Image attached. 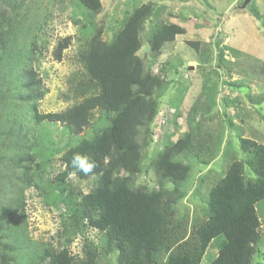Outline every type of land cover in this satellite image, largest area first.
<instances>
[{
  "label": "trees",
  "instance_id": "1",
  "mask_svg": "<svg viewBox=\"0 0 264 264\" xmlns=\"http://www.w3.org/2000/svg\"><path fill=\"white\" fill-rule=\"evenodd\" d=\"M76 1L91 14L102 5L101 0ZM24 2L0 0V263L100 264L104 258L103 264H200L211 240L223 234L225 243L211 264H255L261 241L256 204L264 200V138L238 136L244 155L231 156L202 196L201 219L192 216L185 202L189 191L191 198L201 192L207 174L193 185L196 165L202 172L231 149L222 151L221 135L204 128L215 91L204 89L206 98H196L186 112V129L174 139L171 131H164L162 145L143 165L145 148L154 141L152 122L170 81L165 63L154 72L138 54L142 34L147 30L151 61L185 28L159 17L160 0L135 5L109 40L99 28L84 41L78 54L83 70L69 78L67 98L72 104L42 112L39 101L47 90L34 66L40 54L35 39L26 42L31 34L20 17ZM250 9L258 14L255 6ZM71 39L67 35L58 40L56 59ZM187 43L197 49L198 42ZM219 54L221 59L223 52ZM260 71L264 73V63ZM222 100L226 105V98ZM168 103L174 106L176 123L182 102ZM28 122L33 125L26 126ZM56 123L68 140L62 147L44 148V125ZM86 128L91 131L82 133ZM55 153L62 167L49 178L46 168ZM74 153L88 155L98 165L93 174L76 175L94 178L88 191L77 189L68 178ZM148 170L155 176L154 185H137V175ZM30 188L39 190L47 205L60 208L57 245L29 236L24 207ZM88 228L100 233V243L85 234ZM78 235L83 238L75 254L70 245Z\"/></svg>",
  "mask_w": 264,
  "mask_h": 264
},
{
  "label": "rangeland",
  "instance_id": "2",
  "mask_svg": "<svg viewBox=\"0 0 264 264\" xmlns=\"http://www.w3.org/2000/svg\"><path fill=\"white\" fill-rule=\"evenodd\" d=\"M156 0H101V9L95 14L88 13L76 0H26L21 8L20 17L24 27L31 36H26L27 44L35 39L38 60L34 62L37 73L46 88V93L39 101V109L43 111H60L72 104L67 98L70 93L69 78L77 76L83 69L78 60L81 46L89 35L101 29L102 38L109 40L120 27L122 19L135 5ZM161 14L164 21H173L185 28V33L177 34L171 42L165 43L160 54L150 61V52L143 32V45L138 54L150 64L154 72L162 63L167 66L166 76L169 87L160 99L159 110L165 119L161 122L162 133L157 141L145 148L144 164L148 157L160 148L165 132H172V139L178 137L187 127L186 112L196 98L205 99L202 92L215 91L214 102L210 111V120L204 128L214 136L221 135L220 147L230 146L225 157H216L202 172H197L191 179L193 185L203 172H206L200 193L191 198L189 191L185 202L192 216L202 218V196L215 183L224 170V165L231 156L238 158L244 154L239 149L238 136L248 137L256 141L264 138V73L260 66L264 63V0H160ZM255 6L258 14L251 12ZM24 27L22 29H24ZM148 29V26L147 28ZM71 35L68 47L62 50V56L55 58V45L59 39ZM188 40L198 42L197 49L187 43ZM223 52L222 58L219 52ZM150 62V63H149ZM168 64V65H167ZM226 98V105L223 103ZM181 100L180 116L176 123L172 121L174 106ZM225 107V108H224ZM20 110L18 109V112ZM226 112V116L223 115ZM22 117V116H21ZM25 117L27 118L26 114ZM198 118V117H197ZM231 120L226 126L225 120ZM26 124V123H25ZM33 125L27 123L26 126ZM2 128L3 125L0 124ZM46 129L43 142L62 147L68 140L59 123L44 125ZM90 128L84 130L89 133ZM51 142V144H50ZM43 145V144H42ZM59 154L50 156L47 176H54L62 167ZM144 167V166H143ZM199 167V166H198ZM45 177V176H44ZM155 176L148 170L137 175L136 184L154 185ZM70 182L82 191H88L94 184V178L70 179ZM201 197H198V196ZM190 197V202L187 198ZM25 212L29 236L34 242H51L58 244L57 232L60 228V208L47 205L39 190L27 189L25 192ZM261 219V241L254 255L255 264H264V200L256 204ZM95 242H101L100 233L88 228L85 233ZM83 235H78L71 242L72 253L79 254ZM225 236L219 234L209 243L200 264H211L218 250L225 243ZM101 258L100 264H103ZM0 264H15L14 260H5Z\"/></svg>",
  "mask_w": 264,
  "mask_h": 264
},
{
  "label": "clouds",
  "instance_id": "3",
  "mask_svg": "<svg viewBox=\"0 0 264 264\" xmlns=\"http://www.w3.org/2000/svg\"><path fill=\"white\" fill-rule=\"evenodd\" d=\"M70 164L73 171L68 173L69 179L75 178L78 172H82L85 176L93 174L94 169L98 166L95 160L80 153L73 154Z\"/></svg>",
  "mask_w": 264,
  "mask_h": 264
},
{
  "label": "built area",
  "instance_id": "4",
  "mask_svg": "<svg viewBox=\"0 0 264 264\" xmlns=\"http://www.w3.org/2000/svg\"><path fill=\"white\" fill-rule=\"evenodd\" d=\"M162 110H158L156 116L154 117V121L152 122L151 126V137L154 141L157 140L160 133H162L161 122H163V119H165L164 114H162Z\"/></svg>",
  "mask_w": 264,
  "mask_h": 264
},
{
  "label": "water",
  "instance_id": "5",
  "mask_svg": "<svg viewBox=\"0 0 264 264\" xmlns=\"http://www.w3.org/2000/svg\"><path fill=\"white\" fill-rule=\"evenodd\" d=\"M246 1H247V0H245L243 4H245Z\"/></svg>",
  "mask_w": 264,
  "mask_h": 264
}]
</instances>
